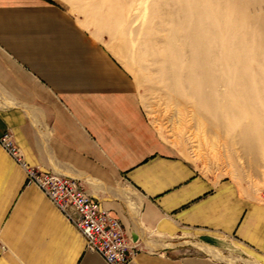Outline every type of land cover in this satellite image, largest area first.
Wrapping results in <instances>:
<instances>
[{
	"label": "crops",
	"instance_id": "crops-1",
	"mask_svg": "<svg viewBox=\"0 0 264 264\" xmlns=\"http://www.w3.org/2000/svg\"><path fill=\"white\" fill-rule=\"evenodd\" d=\"M6 134L26 165L0 141V264H107L28 167L79 180L120 220L130 264H227L211 251L264 264L262 193L204 173L164 138L134 77L58 0H0Z\"/></svg>",
	"mask_w": 264,
	"mask_h": 264
},
{
	"label": "rangeland",
	"instance_id": "rangeland-1",
	"mask_svg": "<svg viewBox=\"0 0 264 264\" xmlns=\"http://www.w3.org/2000/svg\"><path fill=\"white\" fill-rule=\"evenodd\" d=\"M58 1L102 41L134 77L144 109L164 138L184 156L196 162L204 173L231 176L245 185L248 191L259 195L262 193L264 197V145L259 146L255 156L249 154L237 140L246 121H249L243 108L236 107L238 112L234 118L224 117L216 129L208 125L210 121L206 122L212 112L198 108L195 101L189 99V82L182 83L180 93L173 94L167 88L169 84L161 77L162 69L155 62L150 36L159 32L156 20L168 22L165 12L173 9L171 5L174 0ZM201 1L208 9L213 7L215 15L222 16L220 23L232 25L233 21H241L243 27L247 26L249 31L252 29L251 33L261 31L264 39V0ZM254 18L258 25L251 23L250 20ZM262 74L264 89V68ZM242 88L236 86L227 90L230 97L228 105H235L233 95L241 92ZM257 97L264 116V92ZM175 242H184L188 244L187 248H192L194 244L193 238L188 236L176 238ZM226 255L236 264H259L234 251Z\"/></svg>",
	"mask_w": 264,
	"mask_h": 264
},
{
	"label": "bare ground",
	"instance_id": "bare-ground-1",
	"mask_svg": "<svg viewBox=\"0 0 264 264\" xmlns=\"http://www.w3.org/2000/svg\"><path fill=\"white\" fill-rule=\"evenodd\" d=\"M205 5L201 0H174L173 9L165 12L168 22L156 20L159 32L150 36L155 62L173 94L180 93L182 83L191 84L189 99L198 108L212 112L207 121L203 118L210 121L211 127L217 129L224 117L234 118L236 107H242L251 122L247 123L246 118L243 136L237 140L249 154L256 156L259 146L264 145V116L257 97L264 92V39L261 31L251 33L252 29L243 27L241 21H233L232 25L220 23L222 16ZM250 21L257 24L255 18ZM236 86L243 88L233 95L235 105H228L227 90ZM211 254L236 264L216 251Z\"/></svg>",
	"mask_w": 264,
	"mask_h": 264
},
{
	"label": "built area",
	"instance_id": "built-area-1",
	"mask_svg": "<svg viewBox=\"0 0 264 264\" xmlns=\"http://www.w3.org/2000/svg\"><path fill=\"white\" fill-rule=\"evenodd\" d=\"M6 151L26 165L12 136L0 138ZM28 183L35 184L84 235L87 250L107 264H130L136 249L130 245L120 220L85 191L79 180L55 172L28 167Z\"/></svg>",
	"mask_w": 264,
	"mask_h": 264
}]
</instances>
